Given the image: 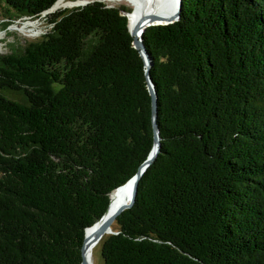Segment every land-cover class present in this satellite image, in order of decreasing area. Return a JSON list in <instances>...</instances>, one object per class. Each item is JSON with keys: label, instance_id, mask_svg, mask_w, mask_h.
<instances>
[{"label": "trees", "instance_id": "obj_1", "mask_svg": "<svg viewBox=\"0 0 264 264\" xmlns=\"http://www.w3.org/2000/svg\"><path fill=\"white\" fill-rule=\"evenodd\" d=\"M56 1L3 6L34 18ZM67 8L0 55V264H82L86 228L153 146L130 7ZM143 39L161 146L104 264H264V0H183Z\"/></svg>", "mask_w": 264, "mask_h": 264}, {"label": "water", "instance_id": "obj_2", "mask_svg": "<svg viewBox=\"0 0 264 264\" xmlns=\"http://www.w3.org/2000/svg\"><path fill=\"white\" fill-rule=\"evenodd\" d=\"M56 2L54 3V5L56 4ZM89 2L91 1L86 0L84 2H79L76 6H83ZM54 5L51 8L45 10L44 12L53 10ZM182 6H183V0H177L176 10L174 11V13L170 15L164 16L161 14H150L148 16H144V15L140 16L138 21L144 24L142 27L138 26L139 22L132 27L129 17L130 11L127 12L125 10H122V14H125L128 17L129 31L133 36V44L140 51V54L145 62V71L148 82V88L150 90L149 92L152 97L151 105L153 108L154 140H153L152 149L147 159H145L144 162L140 164L137 172L127 182H125L124 184L117 187L114 191L111 192L110 202L105 213L99 219H97L93 224H91V226H88L86 228L85 239L82 246V254H83L82 264H90L89 260L86 257L87 252H89L90 249L96 246L100 242V240L104 238L106 234H113L117 232L113 230V223L117 221L118 216L124 210L133 207V205L135 204L137 190H138L137 185H139V180L146 171V169L149 167V165L155 160V158L157 157L160 151L161 135H160V128L157 122L158 94L155 88V84L150 75L152 59L144 43L143 33L145 32L147 27L151 25L166 24V23L169 24L179 20ZM127 185L131 186V194L129 196L124 195L125 194L124 187ZM121 192L124 194H122L123 197L120 198L119 201V199H117V195L118 193Z\"/></svg>", "mask_w": 264, "mask_h": 264}, {"label": "rangeland", "instance_id": "obj_3", "mask_svg": "<svg viewBox=\"0 0 264 264\" xmlns=\"http://www.w3.org/2000/svg\"><path fill=\"white\" fill-rule=\"evenodd\" d=\"M66 1V0H65ZM76 0H67L69 5L74 3ZM86 1V0H84ZM94 1V0H88ZM106 3L109 6L120 7L122 5L130 7L132 10L133 6L125 1H111V0H100ZM66 7L70 8L72 6H62L55 7L51 11L43 12L39 17H8L6 10L3 6V0H0V31L4 33L3 35V51L1 54L11 53L14 49H21L28 43L32 41H37L43 37V34H46L52 27V25L46 19L48 15L52 12L58 11L57 9H65ZM75 7V6H74ZM67 8V9H68ZM73 8V7H72ZM28 33L26 35L24 33ZM119 226L117 222L113 223V230H118ZM109 234H106L104 238L94 247L93 255L91 258L92 264H104L103 256L101 255L102 243L108 237Z\"/></svg>", "mask_w": 264, "mask_h": 264}, {"label": "bare ground", "instance_id": "obj_4", "mask_svg": "<svg viewBox=\"0 0 264 264\" xmlns=\"http://www.w3.org/2000/svg\"><path fill=\"white\" fill-rule=\"evenodd\" d=\"M67 1V0H66ZM65 0H58V2L54 5L53 9L55 7H62V6H76L79 2H84V0H76L74 3L69 5V2H66ZM111 1H125L128 2L133 6L132 10L129 12V17H130V23L131 26L133 27L136 25L139 21L140 16H148L150 14H161L164 16L170 15L174 13L177 7V0H111ZM144 24L139 22L138 26L142 27ZM26 35H29L24 31ZM3 35L4 33L0 31V52L3 51ZM123 192V191H122ZM118 193L117 199L123 197L122 194L129 196L131 194V186L127 185L124 187V193ZM95 247V246H94ZM94 247L90 249L89 252H87L86 257L89 260V263L92 264L91 258L93 255Z\"/></svg>", "mask_w": 264, "mask_h": 264}]
</instances>
